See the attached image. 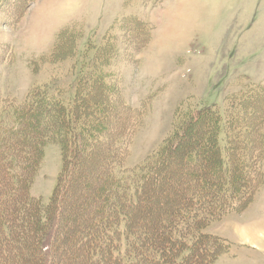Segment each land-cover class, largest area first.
Here are the masks:
<instances>
[{"label": "trees", "instance_id": "16d2710c", "mask_svg": "<svg viewBox=\"0 0 264 264\" xmlns=\"http://www.w3.org/2000/svg\"><path fill=\"white\" fill-rule=\"evenodd\" d=\"M103 48L81 55L88 65L70 92L35 87L0 102V264L213 263L226 244L208 229L245 208L264 179V88L231 116L214 105L180 111L156 154L128 171L144 106L104 80ZM51 142L63 167L43 205L29 189Z\"/></svg>", "mask_w": 264, "mask_h": 264}, {"label": "rangeland", "instance_id": "374dc122", "mask_svg": "<svg viewBox=\"0 0 264 264\" xmlns=\"http://www.w3.org/2000/svg\"><path fill=\"white\" fill-rule=\"evenodd\" d=\"M103 45L104 80L144 106L122 160L136 171L180 111L214 105L231 116L264 88V0H0V102L23 101L35 87L70 92L88 65L81 55ZM62 167L59 143L46 144L29 195L48 204ZM208 231L226 244L211 264H264V179L245 208Z\"/></svg>", "mask_w": 264, "mask_h": 264}]
</instances>
